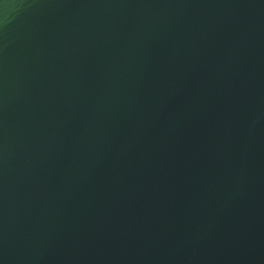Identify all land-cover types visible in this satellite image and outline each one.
Returning a JSON list of instances; mask_svg holds the SVG:
<instances>
[{"label": "water", "instance_id": "1", "mask_svg": "<svg viewBox=\"0 0 264 264\" xmlns=\"http://www.w3.org/2000/svg\"><path fill=\"white\" fill-rule=\"evenodd\" d=\"M0 264H264V0H0Z\"/></svg>", "mask_w": 264, "mask_h": 264}]
</instances>
